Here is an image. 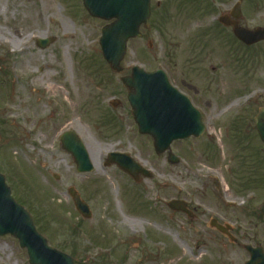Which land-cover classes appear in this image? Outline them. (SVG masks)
<instances>
[{
	"label": "rangeland",
	"instance_id": "374dc122",
	"mask_svg": "<svg viewBox=\"0 0 264 264\" xmlns=\"http://www.w3.org/2000/svg\"><path fill=\"white\" fill-rule=\"evenodd\" d=\"M158 1H151L153 9ZM181 1L161 0L168 5L160 25L151 17L141 37L128 43L123 72L116 74L102 59L98 44L107 23L90 17L81 0H0V171L12 197L32 215L49 245L70 255L74 264H226L228 254L242 264L247 259L242 245L264 239V224L253 215L244 217L264 198L261 145L253 132H239L244 125L217 121V111L225 106L220 98L193 100L204 103L200 113L210 122L209 132L217 134L209 148L218 152L213 160L204 157L208 142L203 137L173 142L170 151L179 163L169 164L167 154L154 152L151 138L137 132L130 116L120 79L132 66L153 71L167 61L181 75L186 46ZM50 3L53 8L42 16L41 9ZM33 8L40 11L39 18ZM199 33L193 31L187 38V57L193 60L204 51ZM50 38L54 40L46 48L36 47L37 40ZM35 55L37 63L32 61ZM257 74H264V67ZM245 83L235 89L237 95L262 85L255 78ZM52 86L61 93H53ZM41 104L44 114L34 117V107ZM231 111L246 125L243 113H236L234 106ZM232 129L242 148L236 146ZM65 131L77 133L94 156L95 166L89 158L90 173H78L71 155L61 149L59 137ZM110 152L129 154L151 177L134 182L115 165L105 166ZM214 173L223 181H215ZM205 179L212 181L204 188L208 191L202 190ZM70 188L89 206V219L75 210ZM227 189L232 193L225 198L246 201L243 207L223 208L231 221L240 215L238 231L232 233L238 245L211 230L207 217L191 221L167 207L173 200H189L198 215H210L207 210L216 211L215 205H220L216 193ZM205 193L214 194L213 204ZM124 221L134 223L135 231Z\"/></svg>",
	"mask_w": 264,
	"mask_h": 264
},
{
	"label": "water",
	"instance_id": "95a60500",
	"mask_svg": "<svg viewBox=\"0 0 264 264\" xmlns=\"http://www.w3.org/2000/svg\"><path fill=\"white\" fill-rule=\"evenodd\" d=\"M92 17L113 23L104 27L99 45L102 56L114 72H121L120 63L126 52L129 39L139 36V27L147 25L149 18V0H82ZM48 41H39L38 47L45 48ZM162 76V77H161ZM129 93L133 119L142 135H149L153 140L155 152L162 154L169 151L175 140L199 136L203 130L200 116L191 104L172 90L166 78L160 73L145 74L134 68L129 77L121 79ZM256 128L264 143V110L256 119ZM62 148L69 152L78 172H89L87 153L73 133H66L61 138ZM170 163L177 159L169 153ZM107 164H116L123 171L137 180L138 175L148 177V173L135 164L127 155L112 154ZM76 209L89 218L88 207L79 199L73 189H69ZM169 207L187 214L185 203L171 202ZM264 217V203L260 207ZM222 231V230H221ZM11 234L18 238L22 247L27 249L30 264H73L72 260L47 246V242L35 230L29 215L10 197V190L5 186L0 175V235ZM249 264H264V256L259 249H249Z\"/></svg>",
	"mask_w": 264,
	"mask_h": 264
},
{
	"label": "flooded vegetation",
	"instance_id": "af4514ba",
	"mask_svg": "<svg viewBox=\"0 0 264 264\" xmlns=\"http://www.w3.org/2000/svg\"><path fill=\"white\" fill-rule=\"evenodd\" d=\"M184 6L186 8V18L183 29L186 33V46L185 58L180 67L182 68L181 75L175 74L170 64H166L167 61H162L163 69L166 71L171 84L191 100L199 96L201 98H220L219 100L223 104L225 103V106L216 113L218 122L219 119L223 122L225 119L228 120V116H232L237 125L245 126L239 132H244V134L246 132H255L254 118L258 111L264 108V74H257L264 67V40L255 41L250 34L264 28V0H184ZM195 6H200V10L188 12L190 16L187 19V8ZM166 9L167 2L163 3L159 0L156 5L157 17L160 18ZM193 31L200 32L198 34L199 39L202 40L203 38L204 41V51L201 52L197 60L187 58V38ZM250 78L259 80L262 85L245 88L242 94L237 95L235 89L239 85L246 84L245 82L250 80ZM234 85L236 87L232 88ZM239 98L242 99L240 103ZM194 103L204 107L202 101ZM251 105L254 107L248 108ZM233 106L236 107V113H243V116L247 117L246 125L239 120L240 117L238 115L231 114ZM208 123L210 126V122ZM255 136H252L254 141ZM251 140L253 141V139ZM257 144L259 145V143ZM215 152L218 154L214 150L207 156L215 159L217 157ZM259 153L264 155L261 147ZM208 183L210 184L205 179L202 190L208 191L204 189ZM230 193H232L230 189H227L222 195L219 192L216 193L220 205H215L216 211L208 209L207 211L210 215H207L206 211H201L205 213L202 216L198 215V209L193 207V205H189L188 200L187 208L192 216L191 221H199L200 217H207L209 228V224L213 221L231 226V233H233L234 229L238 231L237 220L240 219V215H238V219L231 221L226 218L223 208L243 207L246 201L237 198H225L226 196L230 198L228 196ZM204 195L213 204V198H216L213 196L214 194L211 196L205 193ZM252 200H254V197L250 198L248 202L250 203ZM241 203L243 204L242 206ZM252 205L253 203H251ZM256 212V206L250 207V211L244 217L253 215L260 221ZM249 221L251 222L250 219ZM211 230L220 235V238L224 237L214 229L211 228ZM233 238H235V241L231 242L233 243L232 245H238V242L236 243V235ZM249 239L253 242L255 236L251 235ZM254 243H251V245L256 246ZM197 249L200 250L199 247ZM0 253L4 255V260L0 264H29L26 251L11 236H0ZM228 255L227 262L229 261L230 263L226 264L238 263H234V259L230 257V254ZM17 256L18 258L16 259Z\"/></svg>",
	"mask_w": 264,
	"mask_h": 264
},
{
	"label": "bare ground",
	"instance_id": "6f19581e",
	"mask_svg": "<svg viewBox=\"0 0 264 264\" xmlns=\"http://www.w3.org/2000/svg\"><path fill=\"white\" fill-rule=\"evenodd\" d=\"M52 4H53V3H50L48 7L43 6V9H41V14H42V16L46 13V11H48L49 9H52V8H53ZM31 11L34 12V14H35V16H36L37 18H39V17L41 16L40 11L38 12V11L35 10L34 8L31 9ZM61 24H62L63 27H66L65 24H63V23H61ZM16 35L19 36L18 33H16ZM11 41H12V40H10V42H11ZM32 61H33L34 63H37V62H38V59H37V56H36V55L33 56V60H32ZM32 86H33V84H32ZM49 89L52 90V91H54L53 93H55V94H60V93H61V92H60V88H59L58 86H52V87H49ZM36 101H37V100H36ZM47 101H49V99H47ZM32 113H34V114H33L34 117H35L37 114H40V115L44 114V106H43L42 104H41V105H37V106H35L34 109H33V112H32ZM87 150H88L89 158H90L91 162L93 163V165L95 166V165H96V162H95L94 156L91 155L90 150H89L88 148H87ZM36 155H37L38 157H40V155H41V149H39V150L36 152ZM109 184L111 185V191H113V183L110 182ZM123 223H124V224H127V225H128V228H129L132 232L135 231V224H134V223H131V222H128V221H124Z\"/></svg>",
	"mask_w": 264,
	"mask_h": 264
}]
</instances>
